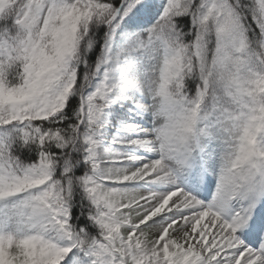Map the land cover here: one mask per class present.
<instances>
[{"label": "trees", "instance_id": "obj_1", "mask_svg": "<svg viewBox=\"0 0 264 264\" xmlns=\"http://www.w3.org/2000/svg\"><path fill=\"white\" fill-rule=\"evenodd\" d=\"M59 1L85 7L72 64L74 84L55 117L0 128L2 193L20 195L17 203L24 199L51 207L71 230L69 244L53 245L42 259L27 264H57L64 252L85 263L97 257L108 264L118 254L119 240L127 236L123 225L135 215L122 191L104 185L98 190L88 157L87 146L101 126L97 114L106 104L100 90L105 83L120 81L124 59L155 45L173 60L164 93L167 102L185 101L203 118L216 108L231 113V98L238 95L252 100L247 122L252 120L264 133V9L259 0H166L150 27L112 43L108 28L113 13L132 0ZM109 63L119 74L105 72L103 66ZM6 70L0 72L4 85L13 80V73L21 79L18 70ZM81 95L96 109L84 118L80 141L72 147ZM118 109L127 118L124 108ZM120 203H125L122 209ZM173 261L170 264L178 260Z\"/></svg>", "mask_w": 264, "mask_h": 264}, {"label": "rangeland", "instance_id": "obj_2", "mask_svg": "<svg viewBox=\"0 0 264 264\" xmlns=\"http://www.w3.org/2000/svg\"><path fill=\"white\" fill-rule=\"evenodd\" d=\"M10 1L13 3L17 0H0V12ZM19 1L25 8L19 19L20 25L30 31L25 48L26 77L24 83L13 93L3 95L0 92V125L22 119H42L49 112L60 109L71 83L67 74L74 50L75 34L79 21L84 17L83 10L79 7L49 4L48 0ZM147 1L133 0L123 8L118 19L117 16L113 18V30L120 34L137 30L139 26L133 25L134 14L144 15L142 9ZM150 1L148 2L160 6L164 0ZM159 66V58L151 53L141 61L131 62L124 81L116 87H109L108 94L123 102L133 101L137 108L147 109ZM158 120L160 125L155 123L153 126L160 131L165 128L161 122L166 119L162 117ZM178 122V119L173 121L174 127L171 130L174 133L167 138L170 145L171 139L176 143L173 153L163 152L167 140L163 141L161 135L156 139L153 149L148 152L144 171L152 180L143 193L148 198L146 212L142 215L146 225L132 227V230H136L134 237L130 241L122 242L117 264H164L175 252L183 255L187 264H195L200 259L198 254L201 250L208 253L207 240L197 233L195 225L190 226V222L181 215L186 197L182 182L177 181L183 172H190L183 166L188 160L190 162L188 155L196 160L193 147H204V161L198 162V165L212 163L208 167V181L217 191L227 192L237 186H242L243 193L254 191V185L249 180L256 178L255 172L252 164H247L246 161L250 162L252 159L250 147L258 137L257 131L245 132L239 124L230 121L208 127ZM93 153L100 161L99 170L109 165L105 148L95 146ZM233 167L236 170H232ZM259 187L262 190V185L259 184ZM176 211L180 215L177 219L171 217ZM44 223L50 227L49 233H54L62 240L68 239L67 228L47 208L40 206H35L28 212L24 228L26 238L32 234L40 235L41 225ZM42 239L37 243L38 247ZM188 247L191 252L187 250ZM216 253L218 256V252Z\"/></svg>", "mask_w": 264, "mask_h": 264}, {"label": "bare ground", "instance_id": "obj_3", "mask_svg": "<svg viewBox=\"0 0 264 264\" xmlns=\"http://www.w3.org/2000/svg\"><path fill=\"white\" fill-rule=\"evenodd\" d=\"M206 208V211L209 213L210 212V210L212 209V207L211 206H206L205 207ZM199 209L200 208H198V209H196V211L195 210H193V209H187L185 212L186 213H188V214H198V213H200L199 212ZM211 216L213 215V214H210ZM200 217H202L201 216V214H198L195 218H200ZM208 219L207 220H200V219H198L197 220V225L199 226L198 227V229H197V231L200 233V234H203V236L205 235V228L206 227H210L211 226V220H210V218L211 217H207ZM223 218H226V215H223ZM217 219V218H216ZM217 220H219V219H217ZM202 225V226H201ZM218 232V233H221V231L219 230V226L218 227H216V229H215V231H213L212 232V235H211V238H213L214 240H217L216 238H215V232ZM230 230H229V228H228V232H229ZM223 241V240H222ZM227 244H228V246L227 247H231L232 246V244L230 243V239H228L227 240ZM236 248H233V251H232V253H236ZM231 253V252H230ZM223 257H224V255H222L221 256V258H222V260L220 261L221 263L222 262H224V259H223Z\"/></svg>", "mask_w": 264, "mask_h": 264}]
</instances>
